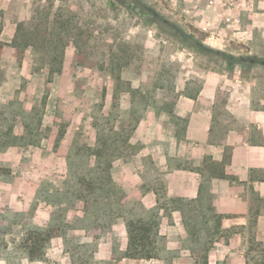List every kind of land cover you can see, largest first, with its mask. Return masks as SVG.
<instances>
[{
	"label": "rangeland",
	"instance_id": "rangeland-1",
	"mask_svg": "<svg viewBox=\"0 0 264 264\" xmlns=\"http://www.w3.org/2000/svg\"><path fill=\"white\" fill-rule=\"evenodd\" d=\"M143 1L209 47L254 55L245 45L254 33L238 25L243 13ZM140 11L120 0H0V264L201 260L204 239L192 241L175 228L160 234L156 257H122L127 221L175 193L170 170L193 167L183 94L203 85L197 73H257L264 95V64L210 59ZM227 16L233 26H199ZM166 203L160 224L163 217L174 224ZM32 234L41 236L34 255ZM209 250L208 261L217 260Z\"/></svg>",
	"mask_w": 264,
	"mask_h": 264
},
{
	"label": "crops",
	"instance_id": "crops-1",
	"mask_svg": "<svg viewBox=\"0 0 264 264\" xmlns=\"http://www.w3.org/2000/svg\"><path fill=\"white\" fill-rule=\"evenodd\" d=\"M239 14L238 25L254 33L246 48L264 56V0H254L251 10ZM256 75L198 72L203 85L183 94L189 107L185 139L195 157L192 168L170 170L167 181L172 196L207 193L221 215L218 238L208 244L218 259L209 264H246L250 254L264 250V95L256 89ZM172 216L174 224L163 217L160 234L168 237L175 228L185 236L181 212Z\"/></svg>",
	"mask_w": 264,
	"mask_h": 264
},
{
	"label": "trees",
	"instance_id": "trees-1",
	"mask_svg": "<svg viewBox=\"0 0 264 264\" xmlns=\"http://www.w3.org/2000/svg\"><path fill=\"white\" fill-rule=\"evenodd\" d=\"M122 5H138L141 9V13L152 15L154 17L153 22L156 23L158 29L162 32L177 38L188 48L192 49L196 53L204 54L212 59L211 54L218 55L225 60L230 66L235 63L249 62L250 64L262 63L264 64V57H257L256 55L249 56H234L226 51L214 49L205 45L201 39L196 38L191 32L184 30L178 23L172 22L164 15L159 14L152 6L145 3L143 0H120ZM137 7V6H135ZM57 116V115H56ZM58 125L62 124L58 121ZM63 127L59 130V137L63 135ZM58 141V139L56 140ZM212 167L214 164H211ZM108 165L107 175L110 178ZM216 169V168H214ZM157 195V192H155ZM157 201V211L155 208L148 209L147 216H140L136 219H130L127 221V233L128 239L126 247L122 253V257L127 258H151L156 257L158 254L157 242L160 240L161 235L159 233V225L161 219V213L158 209L166 210L169 202L170 211L179 210L182 214L183 225L191 237L192 241L203 242L207 247L202 251L201 260L195 261L194 264H209L207 258L208 244L217 239L221 228V215L214 211V208L210 202V197L201 195L199 192L196 197H185L181 195L171 196L164 202ZM199 211L198 216H192L191 212ZM40 235L32 234L28 238L30 243L29 254L34 255L40 251ZM257 254V255H256ZM256 254H250L246 261V264H264V250H259ZM247 258V255H246Z\"/></svg>",
	"mask_w": 264,
	"mask_h": 264
},
{
	"label": "flooded vegetation",
	"instance_id": "flooded-vegetation-1",
	"mask_svg": "<svg viewBox=\"0 0 264 264\" xmlns=\"http://www.w3.org/2000/svg\"><path fill=\"white\" fill-rule=\"evenodd\" d=\"M254 1V0H253ZM190 2H193V3H196L195 5H199L200 6V9H203L204 11L205 10H214L216 12L218 11H221V12H225L224 10L226 9H230V7L225 3H221L220 5H216V4H213L210 2V0H179L177 3L179 4H187V3H190ZM235 10L234 11H237L238 13H240V11L242 9L240 8H234ZM186 10V8L184 9ZM234 21L232 20H222L221 22L219 23H200L199 26H209V25H215V26H233L234 24Z\"/></svg>",
	"mask_w": 264,
	"mask_h": 264
},
{
	"label": "built area",
	"instance_id": "built-area-1",
	"mask_svg": "<svg viewBox=\"0 0 264 264\" xmlns=\"http://www.w3.org/2000/svg\"><path fill=\"white\" fill-rule=\"evenodd\" d=\"M175 2H178L179 0H174ZM211 3L216 4V5H220L221 3H226L230 9H226L224 10L225 12H228V15H231V11H234V8H240V9H244L246 4L252 5L253 4V0H210ZM233 17V15L231 16ZM230 16H227L226 19L230 21L231 19ZM209 38H214L213 35H211Z\"/></svg>",
	"mask_w": 264,
	"mask_h": 264
}]
</instances>
